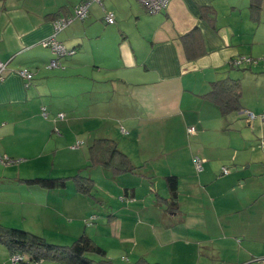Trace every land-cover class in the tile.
<instances>
[{
    "label": "crops",
    "instance_id": "obj_1",
    "mask_svg": "<svg viewBox=\"0 0 264 264\" xmlns=\"http://www.w3.org/2000/svg\"><path fill=\"white\" fill-rule=\"evenodd\" d=\"M84 1L0 0V59L7 63L0 82V154L15 160L6 165L0 161V223L50 242L56 237L75 240L85 232L107 249L85 223L96 221L100 212L91 195L78 192L73 182L50 190L19 179L41 177L40 170L84 173L90 146L108 137L142 173L121 174L142 184L126 180L125 214L109 216L119 219V229L130 219L140 233L145 249L135 261L144 257L182 264L189 252L193 261L185 264H264V166L257 172L256 167L251 172L242 168L252 167L255 155L238 158L240 147L230 122L224 121L227 116L204 96L215 80L241 78L233 59H253L252 64L248 59L240 64L252 71L261 64L256 57L263 58V53L256 48L264 45V32L258 34L257 29L256 34V27L249 25L248 33L247 28L222 25V9L227 4L230 14L237 9L228 0H171L158 13L139 0H103L90 4L82 29L79 24L68 28L75 17L56 33L55 18L73 17ZM205 6L216 10V28L202 18ZM108 12L114 13V23L107 22ZM250 16L254 25L256 15ZM196 26L206 53L190 60L181 36ZM53 35L76 53L63 58L61 67L51 68L55 55L42 42ZM21 69L33 71L34 78L27 82ZM258 84L257 98L262 99L264 88ZM242 105L241 115H248ZM85 144L90 145L87 155L79 152ZM68 149L79 152L80 159L67 161ZM196 157L205 159L202 170L196 167ZM224 167L229 173H223ZM170 175L178 177L175 208L166 200ZM119 229L115 238L122 241ZM130 240L138 244L136 235ZM150 254L157 259H148ZM11 258L0 243V264H11Z\"/></svg>",
    "mask_w": 264,
    "mask_h": 264
},
{
    "label": "rangeland",
    "instance_id": "obj_2",
    "mask_svg": "<svg viewBox=\"0 0 264 264\" xmlns=\"http://www.w3.org/2000/svg\"><path fill=\"white\" fill-rule=\"evenodd\" d=\"M229 3H233L237 5V9H234L235 12L233 14L231 13V8L229 7V4L226 5L225 8L222 9V13L220 16V23L222 25H234L235 27H243L246 29L249 26L256 27V34L257 29L258 34L261 32H264V0L262 1V9L259 12L258 18L256 19V22L254 25L251 24L254 22L253 18L250 16L253 14L251 9V2L252 0H228ZM95 6L98 7L96 4ZM81 19L79 20L76 18L74 22L68 26L70 28L72 25L78 26L81 28L80 23H82ZM239 25V26H237ZM82 29V28H81ZM67 30V29H66ZM64 31V30H63ZM62 32V31H61ZM60 32V33H61ZM248 33V28H247ZM246 35V34H245ZM244 35V37H245ZM258 37V35H257ZM264 43V38L263 41ZM246 49L248 46L245 47ZM259 50V52L263 53V58L256 57V63H260V65H254L253 71L250 69L243 68L244 65L240 66L241 69H235L239 70L241 75V81L243 85V103H245L246 107L249 109L247 110V114H242L240 112H233L230 116H227L224 118L225 123L230 122L229 127L233 129V136L235 139V142L239 144L240 147L238 148V158L247 160L249 155H255L256 162L254 165L250 168H246V165L242 166V168H245V171L251 172V170H254V167H256V172L259 171L260 167L264 166V162L261 160V157H264V98L258 99L257 98V89L256 85L257 79L259 80V84L261 88H264V73L260 72V68H262L261 65H264V45L260 47V45L256 48V51ZM249 53V52H248ZM258 58H260L258 60ZM252 69V68H251ZM256 71V72H255ZM264 97V95H263ZM256 98V99H255ZM60 111V110H57ZM253 114L254 116L252 117ZM251 115V116H250ZM224 121L221 123L225 125ZM181 137L185 138V132L181 130ZM199 138L198 136L193 137ZM224 140H227L224 139ZM90 146V145H89ZM88 144H85L81 147L82 151L79 152H87V149L89 150ZM84 150V151H83ZM69 152H67V161L72 162L78 161L81 155L78 153H71V151L68 149ZM88 152L86 153V155ZM260 159V161L258 160ZM4 164V163H2ZM6 165V164H4ZM37 173L38 176L48 177V175H54V176H67V174L64 175H55L50 174V172L40 170ZM76 173V172H75ZM73 174V173H72ZM68 174V175H72ZM34 175V174H31ZM84 175L92 177L95 180V188L93 191V194L91 195L92 202L100 209L99 216L96 219V221L93 222V220H86V224L88 226L89 231L97 237V239L104 245L108 251V255L106 257L99 256L97 254H91V257L94 259V264H100L99 260H109L113 262L114 264H130L135 259L142 255V251L144 248V243H142V238L140 237V233L138 235L136 234V231L133 227V223L130 221V219L123 220V224L121 228L119 229L118 221L119 219H111L109 220V216L113 214V212H117L120 214H125V206H127V201L124 200L122 197L124 196L123 186L125 183H127L126 180L133 179L135 180L134 183L142 184V181L136 177H133L132 175H120L114 176L112 171H110L107 168L99 167V168H88L84 171ZM260 178L257 177L256 179V188L259 187V181H257ZM139 181V182H138ZM144 182V181H143ZM147 182V181H145ZM69 186H73V183L70 182ZM124 216V215H123ZM84 224V226H86ZM119 229V232H121V239H124L122 241H117L115 238V232ZM135 235L138 239V244H134L131 238H134ZM61 237V236H60ZM49 239H52V237H48ZM61 238L56 237L52 240L53 243L57 244H70L74 240H66V237H64V240H60ZM52 242V241H51ZM155 243V242H154ZM101 245V244H100ZM103 247V246H102ZM183 251H186L187 249L183 248ZM135 250V251H134ZM135 252V254H133ZM185 259L182 260V264L189 263L193 261V258L189 256V252L185 253ZM150 260H156L157 256H154V254H150L149 258ZM261 262H264V259H262ZM112 263V264H113Z\"/></svg>",
    "mask_w": 264,
    "mask_h": 264
},
{
    "label": "trees",
    "instance_id": "obj_3",
    "mask_svg": "<svg viewBox=\"0 0 264 264\" xmlns=\"http://www.w3.org/2000/svg\"><path fill=\"white\" fill-rule=\"evenodd\" d=\"M262 1L252 0L251 2V9L256 18H258L262 9ZM201 16L212 28H216V10L212 6L202 7ZM58 18L60 17L55 19ZM181 39L187 57L190 60L199 58L206 53L204 38L199 26L182 35ZM237 59H233L232 64L234 67L241 69L240 64L244 60L241 63H237ZM253 62V59H248V64ZM204 96L218 105L223 116L243 110V85L241 78L225 77L215 80L211 82V88ZM93 167H105L112 171L115 176L126 173L142 174L140 167L134 165L129 156L119 148L118 142L108 137L97 138L90 146V163L86 168ZM19 180L29 185L50 190L66 187L69 182H73L77 191L85 195H92L95 188V180L84 175L82 171L70 176L20 178ZM167 182L170 188V197L166 200L171 208H175L178 204L179 196L178 177L174 175L167 176ZM0 243L8 248L12 256L14 254L21 256L17 264H32L36 261L40 263L43 261H55L62 264H94L91 254H97L102 257L107 256L106 249L85 232L71 244H57L29 230L0 223ZM99 263L108 264L111 261L101 259ZM133 264L160 263L150 262L146 258L141 257Z\"/></svg>",
    "mask_w": 264,
    "mask_h": 264
},
{
    "label": "built area",
    "instance_id": "obj_4",
    "mask_svg": "<svg viewBox=\"0 0 264 264\" xmlns=\"http://www.w3.org/2000/svg\"><path fill=\"white\" fill-rule=\"evenodd\" d=\"M93 1L102 3L103 0H85L84 2H82L81 4L75 7L73 17H61V18L56 19L54 21L56 33L63 30L75 17L80 18V19H85L88 16L89 7ZM139 1L151 13H158L161 10L165 9L171 0H139ZM106 20L108 23H114L115 22L114 13L108 12L106 15ZM42 43L44 46L49 47L55 55V58L52 59L49 63V67L51 68L61 67L63 58L74 55L76 53L75 48H68L62 41H60L56 37V35L46 38L45 40H43ZM246 59L248 58L240 57L239 59L236 60V62L241 63L242 60H246ZM6 70H7V63L0 59V82L4 79ZM19 73L27 82H30L34 78V72L29 69H21ZM44 114L47 116V112L45 111V109H44ZM251 115L252 117L254 116L253 114ZM59 117L63 118L64 114L60 113ZM263 118H264V115H263ZM194 130H195L194 127L189 128L190 132H194ZM78 145L79 144H77V146ZM0 161L4 164H11L15 160H13L12 158L8 156H2L0 154ZM204 161H205L204 158L196 157V167L198 168V170L203 169ZM223 173L225 174L229 173V169L227 167H224ZM11 259H12V264H17L20 261L21 256L18 254H14ZM32 264H41V263L36 261V262H33Z\"/></svg>",
    "mask_w": 264,
    "mask_h": 264
}]
</instances>
